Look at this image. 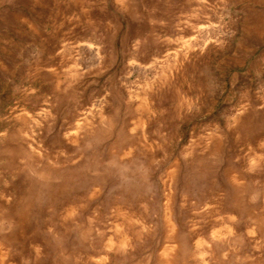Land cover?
Returning <instances> with one entry per match:
<instances>
[{
    "label": "rangeland",
    "instance_id": "obj_1",
    "mask_svg": "<svg viewBox=\"0 0 264 264\" xmlns=\"http://www.w3.org/2000/svg\"><path fill=\"white\" fill-rule=\"evenodd\" d=\"M0 264H264V0H0Z\"/></svg>",
    "mask_w": 264,
    "mask_h": 264
}]
</instances>
